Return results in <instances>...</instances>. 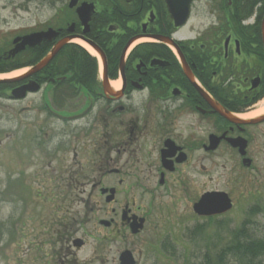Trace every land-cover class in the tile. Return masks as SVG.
I'll use <instances>...</instances> for the list:
<instances>
[{"label":"flooded vegetation","instance_id":"flooded-vegetation-1","mask_svg":"<svg viewBox=\"0 0 264 264\" xmlns=\"http://www.w3.org/2000/svg\"><path fill=\"white\" fill-rule=\"evenodd\" d=\"M263 27L264 0H0V73L35 66L61 44L40 71L0 82V101L17 108L32 97L26 146L42 165L32 175L45 177L47 165L60 181L57 212L77 211L56 222L62 248L88 244L83 207L97 218L99 244H124L118 264H133L125 251L138 264L136 239L160 258L173 229L220 217L199 215L195 204L225 191L211 186L213 166L255 167L264 121L232 122L213 101L243 119L259 115ZM25 135L13 133L18 156Z\"/></svg>","mask_w":264,"mask_h":264},{"label":"rangeland","instance_id":"rangeland-1","mask_svg":"<svg viewBox=\"0 0 264 264\" xmlns=\"http://www.w3.org/2000/svg\"><path fill=\"white\" fill-rule=\"evenodd\" d=\"M19 22V25H27L28 20L20 19ZM0 102V264H118L116 248L124 247V244H99L95 238L101 236L95 229L97 218L87 214L88 210L84 207L80 214L84 221L81 234L86 230L92 234L88 244L79 251L62 248L54 235L58 227L56 222L60 214L75 215L77 211L57 212L52 201L56 198L54 190L60 181L55 183L49 175L52 170L45 165V159H41L45 165L42 171L45 177L32 175L36 166H42L34 159L35 154H31L34 149L26 146L29 145L28 127L36 116L35 111L29 109L32 97L18 103L19 113L14 102ZM256 109L253 114L264 112V101ZM17 127L21 135L26 134L19 156L13 146V133ZM260 128L264 130V126ZM255 154L257 161L251 170H243L233 160H229L225 171L213 166L211 186L225 189L233 201V208L225 216L208 223L197 219L190 226L173 229L177 250L174 252L165 248L160 258L145 251L144 245L136 239L135 246L130 247L137 254L138 264H205L207 251L216 257V253L226 245L230 231L241 226L245 220H249V229L254 235L264 238V146ZM54 166L59 167V163ZM12 178L19 179V182ZM218 223L223 226L219 227ZM197 227L203 231L197 230ZM105 247H112V253L105 252ZM225 264L248 263L230 258ZM256 264H264V257Z\"/></svg>","mask_w":264,"mask_h":264},{"label":"trees","instance_id":"trees-1","mask_svg":"<svg viewBox=\"0 0 264 264\" xmlns=\"http://www.w3.org/2000/svg\"><path fill=\"white\" fill-rule=\"evenodd\" d=\"M92 69L93 66L83 68L84 71ZM249 225V220H245L241 226L231 230L226 245L216 253V257L207 251L205 264H225L230 258H239L248 264L261 260L264 257V238L254 235Z\"/></svg>","mask_w":264,"mask_h":264},{"label":"water","instance_id":"water-1","mask_svg":"<svg viewBox=\"0 0 264 264\" xmlns=\"http://www.w3.org/2000/svg\"><path fill=\"white\" fill-rule=\"evenodd\" d=\"M31 36L25 37V39H30ZM264 39V38H263ZM59 45L57 48H55L47 57H45L41 62H39L29 73L20 76L18 78H14V79H0V82H14V81H18L21 80L39 70H41L43 67H45L47 65V63L56 55V53L58 52V50L60 49ZM28 88L27 87H21L19 89L16 90V92H19V97H24L26 90ZM223 114L232 121H239L242 123H254V122H261L264 120V115L251 119V120H238L235 117L227 114L226 112H223ZM232 204L231 201L228 197V195L226 193H217V192H212V193H208L205 196H203V198L200 200V202L198 204H196V209L200 210L201 213H205L204 211H206L207 214H214V213H220V212H224L227 211L229 209H231ZM128 255H124L125 258H127Z\"/></svg>","mask_w":264,"mask_h":264},{"label":"bare ground","instance_id":"bare-ground-1","mask_svg":"<svg viewBox=\"0 0 264 264\" xmlns=\"http://www.w3.org/2000/svg\"><path fill=\"white\" fill-rule=\"evenodd\" d=\"M77 43H79L83 48H85L87 51H89L92 55L97 56V53L93 50V48L87 44L86 42H82V41H77ZM26 69L24 70H19L10 74H6V75H1L0 77L5 78V77H13V76H17L19 74H22L23 72H25Z\"/></svg>","mask_w":264,"mask_h":264}]
</instances>
